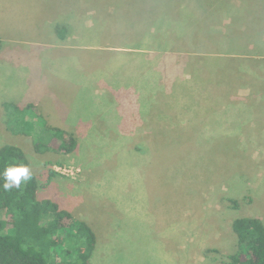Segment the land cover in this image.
I'll use <instances>...</instances> for the list:
<instances>
[{"label": "rangeland", "instance_id": "rangeland-1", "mask_svg": "<svg viewBox=\"0 0 264 264\" xmlns=\"http://www.w3.org/2000/svg\"><path fill=\"white\" fill-rule=\"evenodd\" d=\"M193 1H170L166 18L176 22L161 47L159 33L146 32L163 11L152 22L122 0H0L3 84L23 101L37 98L31 89L43 81L53 118L74 123L12 108L9 120L0 114V148L18 143L37 198L96 228L93 264H230L239 251L234 220L264 222V46L249 45L264 38V0H213L209 9L221 13L209 23L221 36L208 51L192 43L193 26L179 24ZM136 27L148 41L139 49ZM55 70L81 74L63 80ZM29 113L39 116L27 123ZM151 124L173 138L130 140ZM55 241L64 259H76Z\"/></svg>", "mask_w": 264, "mask_h": 264}, {"label": "trees", "instance_id": "trees-1", "mask_svg": "<svg viewBox=\"0 0 264 264\" xmlns=\"http://www.w3.org/2000/svg\"><path fill=\"white\" fill-rule=\"evenodd\" d=\"M170 1L122 0L126 4L134 3L138 5L147 18L148 15L151 16L152 22L157 20V14L163 11L162 24L152 26L146 32L153 39L159 33L161 39L156 38L155 44L161 47H165L167 44V40L162 35L163 31L166 28L173 27L176 22L173 18L170 21H167L166 18ZM203 1L194 0L191 9L195 12L192 11L179 24H187L188 27L193 26L194 29L191 30L193 32L191 33L192 43L202 40V46L208 51L207 46L212 43L211 40L217 42V39L221 36L217 33V29L209 23L216 21L219 14H216L214 10L210 11ZM113 6L111 5L112 8ZM99 9L101 10V7L97 8L95 5L91 10L98 12ZM110 12L108 10L107 16H110ZM196 12L197 14H195ZM102 20L109 23L107 17H103ZM117 25L120 26V22ZM133 26L135 27L134 24ZM106 29L108 30L107 27ZM131 29L128 28V30ZM62 30L65 31V28L60 31ZM125 31L127 30L124 29V33ZM132 34L136 38V41L132 43H135V48L139 49L148 45L143 31L136 27ZM204 36L209 40H205ZM62 37L66 38L63 35ZM127 37L128 34H125L126 40ZM129 40H134L132 35ZM180 43L183 42L180 41ZM216 46L219 47L218 44ZM213 52H216V50L210 49L208 53L213 54ZM5 107L9 113V120L16 112H23L26 109H31L33 112L34 105L22 108L14 102H6ZM12 108L16 112H12ZM36 115L33 113L26 114L28 119L24 120L22 114V120L27 123L34 121ZM64 145L68 151H73L76 146L74 135H71L69 142ZM12 164H26L29 166V160L21 147L14 144L4 145L0 148V173L3 172L5 167ZM3 183V179L0 178V264H93L91 257L95 250L97 235L87 222L62 209L55 201L39 200L36 195L37 181L33 175L30 181L22 183L19 188L13 187L11 190H4ZM233 230L239 237V251L232 256L233 261L230 264H264V222L254 217L237 218L233 222ZM59 236L62 237V244L65 245L67 252L65 254L70 256L71 259L76 255L75 260L64 259V256L58 251L57 246L60 243H56L55 240Z\"/></svg>", "mask_w": 264, "mask_h": 264}, {"label": "crops", "instance_id": "crops-1", "mask_svg": "<svg viewBox=\"0 0 264 264\" xmlns=\"http://www.w3.org/2000/svg\"><path fill=\"white\" fill-rule=\"evenodd\" d=\"M221 1L223 2V0H221ZM203 3H204V5L206 7L209 8L210 7V4H215L217 2L214 3L213 0H204ZM212 10H214L216 14L217 13H221V12H218L215 8H212ZM210 11H211V8H210ZM230 14H231V12H230ZM215 28H217V27H215ZM261 32L263 33V31H261ZM244 35H245L244 36V38H245L246 37V34H244ZM0 36H1V34H0ZM240 39H242V36H240ZM241 41H242V43H244L245 45L248 46V41H246V42L244 40H241ZM263 41H264V38L262 39V41L260 42V44L258 42L257 44H249V45L250 46L257 45V46H260L261 47V46H264V42ZM1 46H2V43H1ZM1 46H0V66H1V64L3 62L2 59H6V58L9 57L8 55L2 54V52L4 51V49L1 48ZM254 54L259 55L258 52L257 53L254 52ZM33 58H35V55H33ZM88 61L89 60L87 59V62ZM38 63H39V66H40V64H41L40 61H38ZM35 72L37 73V77L39 78V80H40L41 77L42 78L44 77V71L40 72V69L39 68H38V71H35ZM40 73H41V75H40ZM79 74H81V73L75 72V71L68 72V71H56L55 70L53 77L54 78H57V79H63V80L66 79V78L78 79L79 78ZM2 77H3V72H1V67H0V114L4 113L5 111L7 112L6 107H5V103L6 102H14V103H16L17 105H19L22 108H25V107H27L30 104H33L36 108H38L40 114L43 115L45 119H47L49 121L55 120V122L58 123L57 125H60L62 127H68V126L73 127L74 126V123H72L70 121V116H67L64 120L59 121V122L55 118H53L52 114H56V113L53 112V110L51 108L52 103H50V104L48 103V101H50V98H46V97H47V94L50 91L46 90L47 88L45 87V84H43L44 83L43 81L40 80L41 84L39 85L38 88L32 87V89H31V91H37V93H36L37 94V98H35L34 100L24 99L22 101L21 98L23 96H25V93L22 92V94L19 96L18 93H17V88L15 86H13V87H7V86H5L3 84V82H2V79L3 78ZM90 78L92 79V77L86 76L84 79L89 80ZM79 82L82 83L81 80H78L77 83H79ZM90 84L91 83L88 84V82H87V84L85 83L86 90L87 91H91V92H95V91H93V89L91 87H89ZM4 91H6L7 93H10L13 97L9 98L10 97L9 95H3L4 94ZM31 91H27L26 93L27 94H31ZM54 110H55V108H54ZM56 110H58V109H56ZM58 120H61V119H58ZM146 123H148V122H146ZM145 125H149V124H145ZM151 125H154V127L156 126L155 124H151ZM149 128H150L149 131H151V132L146 133L145 135H143L139 130L133 131V132H135L133 135L136 136V137L135 138H132L130 140H134V141H152V140L153 141H155V140L165 141V140H169L170 141L173 138V134L172 133H170V132H168L166 130H161L160 131L157 128V126L155 127V129L152 126L149 127ZM144 131H148V130H144ZM214 134H220V132H218V133L217 132H214ZM141 136H145V138H143ZM153 136H158V137L160 136V138L157 139L156 137H153ZM14 145H17V146L21 147L18 143H15ZM89 225H91V224H89ZM91 227L93 228V230L95 231V233H97L96 232V228L94 226H92V225H91Z\"/></svg>", "mask_w": 264, "mask_h": 264}, {"label": "clouds", "instance_id": "clouds-1", "mask_svg": "<svg viewBox=\"0 0 264 264\" xmlns=\"http://www.w3.org/2000/svg\"><path fill=\"white\" fill-rule=\"evenodd\" d=\"M0 178L4 181L3 189L11 190L13 187L19 188L22 183L30 181L32 173L30 167L26 164H12L3 169Z\"/></svg>", "mask_w": 264, "mask_h": 264}, {"label": "built area", "instance_id": "built-area-1", "mask_svg": "<svg viewBox=\"0 0 264 264\" xmlns=\"http://www.w3.org/2000/svg\"><path fill=\"white\" fill-rule=\"evenodd\" d=\"M59 172H62V173H66L67 172V170L66 169H63V171H62V169L60 168V167H58V169H57Z\"/></svg>", "mask_w": 264, "mask_h": 264}]
</instances>
